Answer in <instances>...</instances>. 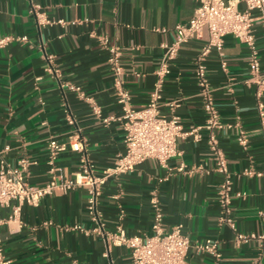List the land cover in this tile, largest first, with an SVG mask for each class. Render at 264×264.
<instances>
[{"label":"crops","instance_id":"0c3cea01","mask_svg":"<svg viewBox=\"0 0 264 264\" xmlns=\"http://www.w3.org/2000/svg\"><path fill=\"white\" fill-rule=\"evenodd\" d=\"M33 3H39L53 22L39 26ZM196 6V0H0V36H28L0 47V166L3 162L17 166L19 158L27 156L34 162L28 171L30 182L46 184L53 176L48 164L51 139L70 145L56 160L58 179L74 178L85 158L93 162L97 174L113 166L126 147L122 123L102 122L60 79L81 86L104 115H121L109 60L110 47L117 46L131 104L143 107L155 86L165 44L174 40L177 24L187 22ZM239 8H245L244 2ZM254 28L264 73L260 19ZM207 39L205 27L181 47L159 100L162 114L179 116L185 129L198 127L201 138L192 134L179 139L180 153L168 167L150 158L131 172L109 177L98 201L101 221L107 231L122 222L129 235L152 233L151 198L158 189L166 231L182 224L193 244L218 240L220 258L192 245L188 264H264V132L258 85L249 81V49L226 34V67L216 49L205 59L209 87L224 124L211 130L196 75V60ZM48 54L54 56L60 79L47 70ZM69 112L75 124L69 123ZM240 130L245 131L247 145L238 139ZM211 131L229 162L235 228L220 220L218 190L224 175L210 146ZM247 169L254 173H245ZM88 198L87 188L79 186L56 189L37 206L24 204L17 217L16 200L1 206L0 235L11 264H133L128 247L110 245L94 230L97 223L89 213ZM238 233L248 239L240 241Z\"/></svg>","mask_w":264,"mask_h":264},{"label":"built area","instance_id":"2783aa9c","mask_svg":"<svg viewBox=\"0 0 264 264\" xmlns=\"http://www.w3.org/2000/svg\"><path fill=\"white\" fill-rule=\"evenodd\" d=\"M197 6L194 15L187 21L177 24L176 35L172 42L165 44V52L161 56L156 69L157 80L151 92L149 101L141 108H135L131 104V95L124 86L121 75L124 68L120 61V49L111 46L110 63L115 72L116 87L119 94V103L122 106L121 115H104L102 107L96 100L87 95L81 86L63 82L60 72L54 67L53 54L46 56L47 70L54 73L60 79L62 86H70L75 89L79 96L88 102L96 115L102 122L109 124L120 121L125 130V150L116 159L113 166L97 174L91 160L85 158L81 164V170L72 179H58L55 175L58 170L56 160L58 156L66 151L70 145L55 139L49 141L48 164L52 172V178L44 185H34L28 179L30 165L34 163L27 156L18 160L17 166L2 163L0 166V207L10 204L16 200L18 204L14 207V217H17L24 204L37 206L41 200L52 194L56 189L70 190L79 186H85L89 192L88 210L97 226L95 231L102 234L110 245L126 246L130 249L133 264H188L187 253L192 245L199 251L221 257L218 240L207 238L203 242L194 243L184 233L182 224L173 225L168 231L165 229V214L162 208L158 189H154L151 198L153 208L152 233L143 235H129L126 228L120 222L113 231L105 230L101 221V213L98 201L102 194V188L109 177L133 171L138 164L147 159L157 160L161 166L168 167L169 160L177 156L180 151L178 141L194 134L197 139L201 138L198 127L185 129L179 116L173 114L166 116L160 111V98L165 81L171 72V65L177 58L181 47L190 39L202 34L203 29H208L207 42L196 60V75L202 86L204 107L207 112L206 126L211 130L222 128L224 124L220 119L219 111L214 103L209 80L207 77V66L205 59L208 54L216 49L222 58V66L226 67L224 59V36L234 35L238 40L246 44L249 49V81L255 82L257 88V106L259 117L264 132V73L261 69L259 50L256 42L254 24L257 19L261 20L264 27V0H196ZM244 2L245 8L240 9L239 3ZM31 11L39 26L50 24L53 21L42 10L39 3H33ZM64 23L63 20H60ZM19 39L28 40L27 35L15 37L12 35L0 36V47H4L11 41ZM106 42V39L104 40ZM69 123L75 124L76 120L71 112L67 114ZM239 141L243 145L248 144L244 130L239 132ZM210 146L217 161V169L224 175V180L219 186V203L221 206L220 220L227 222L235 228L232 212L231 171L225 151L220 147L216 134L211 131ZM84 148V144H83ZM180 170H185L180 166ZM247 174L254 173L247 169ZM0 218V223H1ZM80 228V226H76ZM240 241L247 240L248 236L238 233ZM0 264H11L7 257L3 241L0 235ZM75 264H79L75 262Z\"/></svg>","mask_w":264,"mask_h":264}]
</instances>
